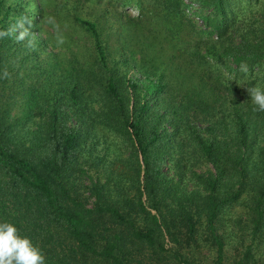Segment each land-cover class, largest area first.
Instances as JSON below:
<instances>
[{
  "label": "trees",
  "instance_id": "1",
  "mask_svg": "<svg viewBox=\"0 0 264 264\" xmlns=\"http://www.w3.org/2000/svg\"><path fill=\"white\" fill-rule=\"evenodd\" d=\"M195 2L0 0V223L44 264H264V0Z\"/></svg>",
  "mask_w": 264,
  "mask_h": 264
},
{
  "label": "clouds",
  "instance_id": "2",
  "mask_svg": "<svg viewBox=\"0 0 264 264\" xmlns=\"http://www.w3.org/2000/svg\"><path fill=\"white\" fill-rule=\"evenodd\" d=\"M48 22L53 23L51 19ZM32 23L27 15H23L8 29L0 30V39L14 36L17 42L27 40V47L32 48L34 40L29 39L35 35L31 31ZM241 71H247L246 65H241ZM4 75L7 77V71ZM248 92L255 105L254 111L264 112V89L257 85L248 88ZM0 264H44V256L29 237L18 235L17 227L5 222L0 223Z\"/></svg>",
  "mask_w": 264,
  "mask_h": 264
},
{
  "label": "rangeland",
  "instance_id": "3",
  "mask_svg": "<svg viewBox=\"0 0 264 264\" xmlns=\"http://www.w3.org/2000/svg\"><path fill=\"white\" fill-rule=\"evenodd\" d=\"M183 3L185 4L184 7V12L187 18L193 20L195 23H197V25H202L201 22V12L200 11V5L198 3L195 2V0H182ZM87 8H86V16L91 17V19H96L98 22H100V26L102 27L103 31L110 32L112 30L110 29H119L120 26L122 25L121 21L119 20V18H117L116 16H113V10L111 13L106 12V7H105V3L101 4V5H96L94 1H90L89 3H87ZM50 12L52 15V18H54V1L51 4V8H50ZM131 17H135L137 16V10L135 9H129L127 11ZM197 13V15H196ZM56 16V15H55ZM122 20H125L124 17H121ZM61 25H64V22L61 20ZM60 25V26H61ZM66 32V35L69 33V28L67 30H63V33ZM131 73H133V71H131ZM156 108H158V106H155ZM208 167L211 168L210 165L208 166H203L201 169H198V171L200 170H207ZM235 237L232 238L233 243L235 242Z\"/></svg>",
  "mask_w": 264,
  "mask_h": 264
}]
</instances>
